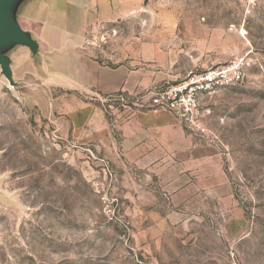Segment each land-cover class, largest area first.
I'll list each match as a JSON object with an SVG mask.
<instances>
[{
	"label": "rangeland",
	"instance_id": "obj_1",
	"mask_svg": "<svg viewBox=\"0 0 264 264\" xmlns=\"http://www.w3.org/2000/svg\"><path fill=\"white\" fill-rule=\"evenodd\" d=\"M63 2L90 15L83 46L100 64L156 82L103 95L27 62L15 79L31 75V91L0 74V264H264V0H113L112 22ZM240 58L243 82L200 98L205 134L175 116L193 163L179 150L146 163L124 121Z\"/></svg>",
	"mask_w": 264,
	"mask_h": 264
},
{
	"label": "crops",
	"instance_id": "obj_2",
	"mask_svg": "<svg viewBox=\"0 0 264 264\" xmlns=\"http://www.w3.org/2000/svg\"><path fill=\"white\" fill-rule=\"evenodd\" d=\"M62 5L65 7V0ZM88 5L97 10L99 22H112L122 15L120 5H114L113 0H90ZM75 19L73 10L68 13L65 8L57 7L49 15L43 29L45 31L41 33L48 51L54 53L51 62L55 68L52 67L51 74L60 78V81L65 78L66 84L81 93L93 91L103 95L118 92L136 94L156 82L149 79L141 69H132L128 65L109 68L100 64L83 46L86 22L90 15L83 10L80 17ZM121 130L129 137L128 143L136 144L134 148L138 151L135 152L145 158L146 163L165 156L175 158V150L185 153L188 166L190 162L193 163L194 141L184 134L175 117L168 111H138L124 121ZM179 142L185 144L175 147V143Z\"/></svg>",
	"mask_w": 264,
	"mask_h": 264
},
{
	"label": "water",
	"instance_id": "obj_3",
	"mask_svg": "<svg viewBox=\"0 0 264 264\" xmlns=\"http://www.w3.org/2000/svg\"><path fill=\"white\" fill-rule=\"evenodd\" d=\"M53 0H0V74L10 87L31 91V75L15 79L27 62L36 71L51 75V58L41 28L55 10Z\"/></svg>",
	"mask_w": 264,
	"mask_h": 264
},
{
	"label": "built area",
	"instance_id": "obj_4",
	"mask_svg": "<svg viewBox=\"0 0 264 264\" xmlns=\"http://www.w3.org/2000/svg\"><path fill=\"white\" fill-rule=\"evenodd\" d=\"M250 66V59L240 58L192 75L178 84L169 85L152 94L149 97V105L154 109L168 111L190 130L205 134L201 120L200 98L218 89L242 83Z\"/></svg>",
	"mask_w": 264,
	"mask_h": 264
}]
</instances>
